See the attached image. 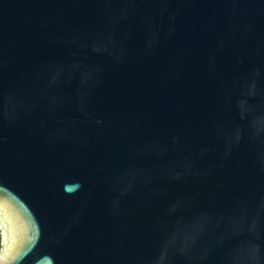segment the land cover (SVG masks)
Segmentation results:
<instances>
[{"label":"water","instance_id":"95a60500","mask_svg":"<svg viewBox=\"0 0 264 264\" xmlns=\"http://www.w3.org/2000/svg\"><path fill=\"white\" fill-rule=\"evenodd\" d=\"M0 264H264V0H0Z\"/></svg>","mask_w":264,"mask_h":264}]
</instances>
